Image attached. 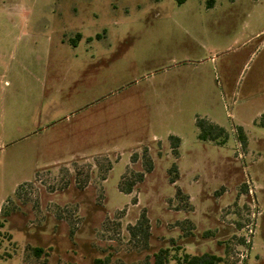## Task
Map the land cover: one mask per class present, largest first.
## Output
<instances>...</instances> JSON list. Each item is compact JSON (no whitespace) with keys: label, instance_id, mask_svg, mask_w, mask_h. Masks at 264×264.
I'll list each match as a JSON object with an SVG mask.
<instances>
[{"label":"rangeland","instance_id":"374dc122","mask_svg":"<svg viewBox=\"0 0 264 264\" xmlns=\"http://www.w3.org/2000/svg\"><path fill=\"white\" fill-rule=\"evenodd\" d=\"M263 146L264 0H0V264H264Z\"/></svg>","mask_w":264,"mask_h":264},{"label":"trees","instance_id":"16d2710c","mask_svg":"<svg viewBox=\"0 0 264 264\" xmlns=\"http://www.w3.org/2000/svg\"><path fill=\"white\" fill-rule=\"evenodd\" d=\"M195 125L198 129V139L201 141H217L220 139L222 143L226 139V132L220 126L206 121L204 119H197ZM238 139L241 141L243 146H245V136L241 128L237 130ZM169 141L171 149L174 154H177V149L180 144V139L175 136H169ZM172 171H176V167L172 166ZM140 178V176H139ZM141 179V178H140ZM174 181V180H172ZM118 189L123 194H130L132 190V185L127 183L123 186V182H120ZM146 225V219L144 217L139 221L138 228L140 231H143V235H146L144 226ZM182 249L179 246L175 247V253L168 248H161L155 253L152 254V263L151 264H221L222 258L216 254L212 253H202V254H188V253H179ZM35 252H41L39 249H35ZM172 253V254H171ZM109 258H95L92 264H109Z\"/></svg>","mask_w":264,"mask_h":264},{"label":"crops","instance_id":"0c3cea01","mask_svg":"<svg viewBox=\"0 0 264 264\" xmlns=\"http://www.w3.org/2000/svg\"><path fill=\"white\" fill-rule=\"evenodd\" d=\"M243 133H244V131H243ZM244 136H245V146L248 149V137L246 136L245 133H244ZM255 158H256L255 159V165L256 166L262 165V163L264 162V156L261 153H256ZM259 173H260L259 177L263 180L264 179V168L259 169ZM261 191L263 192L264 189H262ZM262 258H264V256Z\"/></svg>","mask_w":264,"mask_h":264},{"label":"built area","instance_id":"2783aa9c","mask_svg":"<svg viewBox=\"0 0 264 264\" xmlns=\"http://www.w3.org/2000/svg\"><path fill=\"white\" fill-rule=\"evenodd\" d=\"M252 187V186H251ZM250 194H251V191L249 192ZM249 232H251V231H249Z\"/></svg>","mask_w":264,"mask_h":264}]
</instances>
